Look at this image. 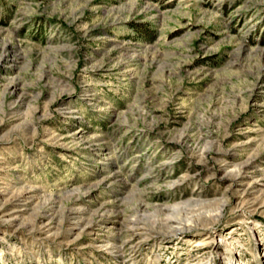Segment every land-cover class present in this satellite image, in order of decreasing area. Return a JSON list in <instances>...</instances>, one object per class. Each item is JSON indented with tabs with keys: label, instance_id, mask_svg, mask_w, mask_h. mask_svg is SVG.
Returning <instances> with one entry per match:
<instances>
[{
	"label": "rangeland",
	"instance_id": "1",
	"mask_svg": "<svg viewBox=\"0 0 264 264\" xmlns=\"http://www.w3.org/2000/svg\"><path fill=\"white\" fill-rule=\"evenodd\" d=\"M0 211V264H264V0H0Z\"/></svg>",
	"mask_w": 264,
	"mask_h": 264
},
{
	"label": "bare ground",
	"instance_id": "2",
	"mask_svg": "<svg viewBox=\"0 0 264 264\" xmlns=\"http://www.w3.org/2000/svg\"><path fill=\"white\" fill-rule=\"evenodd\" d=\"M2 214V212L0 211V215ZM135 230V229H134ZM119 249H120V247L118 248V249H116V253L117 252H119ZM134 249V248H133ZM120 253V252H119ZM234 261H235V259H229L228 260V262H229V264H233L234 263ZM237 263V262H236Z\"/></svg>",
	"mask_w": 264,
	"mask_h": 264
}]
</instances>
